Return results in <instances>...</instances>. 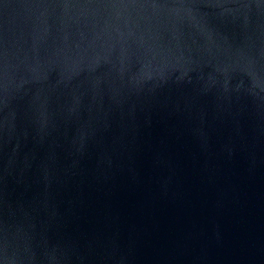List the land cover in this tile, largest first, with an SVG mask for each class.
<instances>
[{"label":"water","instance_id":"obj_1","mask_svg":"<svg viewBox=\"0 0 264 264\" xmlns=\"http://www.w3.org/2000/svg\"><path fill=\"white\" fill-rule=\"evenodd\" d=\"M0 264H264V0H0Z\"/></svg>","mask_w":264,"mask_h":264}]
</instances>
